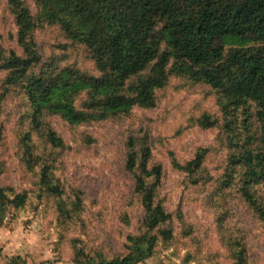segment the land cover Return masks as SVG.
Returning <instances> with one entry per match:
<instances>
[{
	"label": "trees",
	"instance_id": "16d2710c",
	"mask_svg": "<svg viewBox=\"0 0 264 264\" xmlns=\"http://www.w3.org/2000/svg\"><path fill=\"white\" fill-rule=\"evenodd\" d=\"M38 4L41 19L59 25L68 39L81 44L98 74L60 66L53 58L42 62L32 36L33 15L23 0H8L21 54L0 50V72H7L0 85V115L11 90L18 89L35 129L45 115H58L74 125L100 120L135 106L154 107L155 92L170 74L186 75L217 92L225 116L238 108L255 116V142L231 151L227 163L238 175L241 196L264 224V0H38ZM227 44L237 48L226 51ZM200 123L211 127L215 122L205 115ZM46 137L53 147L63 146L53 130L47 128ZM2 139L0 123V143ZM28 139L22 137L26 162L29 167L38 165L41 195L53 200L57 225L68 226L83 210L82 192L75 189L72 197L67 196L52 165L33 156ZM206 151L200 148L191 160H174L172 165L195 176L202 171ZM125 155L124 168L132 174L133 192L144 212L142 231L126 236V254L111 258L90 255L72 240V264H142L159 239L173 238L172 216L157 194L161 164H151L147 142L137 146L132 137ZM231 180L228 176L226 181ZM27 199L26 191L14 193L0 186V223L8 208L20 209ZM230 243L234 264H248L245 246L236 240ZM7 260L6 264H25L20 255Z\"/></svg>",
	"mask_w": 264,
	"mask_h": 264
},
{
	"label": "rangeland",
	"instance_id": "374dc122",
	"mask_svg": "<svg viewBox=\"0 0 264 264\" xmlns=\"http://www.w3.org/2000/svg\"><path fill=\"white\" fill-rule=\"evenodd\" d=\"M23 2L35 19L32 36L42 62L53 58L60 66L98 74L81 44L68 39L59 25L41 19L38 0ZM225 47L226 51L237 48L234 44ZM0 50L21 54L8 0H0ZM6 74L0 72V85ZM155 98L154 107L135 106L125 114L75 125L58 115H45L35 129L27 117L23 93L11 90L0 115V186L14 193L26 191L28 199L20 209H7L0 223L3 240L9 242L13 233L16 241L28 245L36 263L50 252L45 255L47 262L72 264V240L90 255L126 254V236L141 233L144 215L133 192L132 174L124 168L126 143L132 137L137 146L146 141L151 164L162 166L157 194L172 216L173 227V238L159 239L152 256L142 264H175L173 257L179 264H234L230 247L234 240L245 246L248 264H264V224L241 196L238 175L227 163L231 151L255 142V116L241 108L225 116L214 89L177 73L170 74ZM205 115L215 122L211 127L201 125ZM47 128L61 138V148L48 142ZM25 135L33 156L52 165L66 195L72 197L75 189L82 192L83 210L68 226L57 225L53 200L41 195L38 165L29 167L26 162ZM200 148L207 150L201 173L188 176L173 167L174 160L189 161ZM228 176L231 183L226 181ZM261 190L264 194V187ZM31 236L36 237L34 248H30L34 243H28ZM38 243L43 245L42 254ZM182 248L187 251L180 256ZM10 256L2 255L0 248V264H6L4 259Z\"/></svg>",
	"mask_w": 264,
	"mask_h": 264
},
{
	"label": "crops",
	"instance_id": "0c3cea01",
	"mask_svg": "<svg viewBox=\"0 0 264 264\" xmlns=\"http://www.w3.org/2000/svg\"><path fill=\"white\" fill-rule=\"evenodd\" d=\"M2 227H0V248H1V253L2 255H7V256H10V255H23L25 254V256H22L24 259H25V264H65V263H62V262H47L48 261V258L45 256L44 254V257L40 256L39 259H40V262L36 263V259L33 258V252H30L28 251V245L27 244H24V243H20L18 241H16L15 237H14V234L13 233H9V236H10V240L9 242H7V239H4L2 238L3 236V232H2ZM7 237V236H5ZM19 244L20 247H16V245ZM37 246H40L42 247L41 248V251H40V254L43 253V245L38 243ZM35 247V243H34V246L31 245L30 248H34ZM4 260H7V258H5ZM66 264H69V263H66Z\"/></svg>",
	"mask_w": 264,
	"mask_h": 264
},
{
	"label": "clouds",
	"instance_id": "9594fccd",
	"mask_svg": "<svg viewBox=\"0 0 264 264\" xmlns=\"http://www.w3.org/2000/svg\"><path fill=\"white\" fill-rule=\"evenodd\" d=\"M35 240H36V237H35V236H31V237L29 238V240H28V243H29V244H32V243H34ZM16 247H20V245L17 244ZM169 251H171V249H169ZM186 251H187V249H183V248H182V249L180 250L179 255H180V256H183L184 253H185ZM45 255H46V256H50L51 253H50V252H46ZM172 259L175 260V264H179V259H177L176 257H173Z\"/></svg>",
	"mask_w": 264,
	"mask_h": 264
}]
</instances>
